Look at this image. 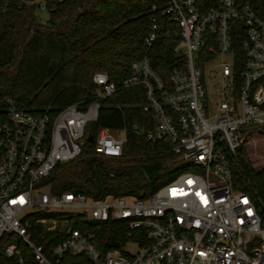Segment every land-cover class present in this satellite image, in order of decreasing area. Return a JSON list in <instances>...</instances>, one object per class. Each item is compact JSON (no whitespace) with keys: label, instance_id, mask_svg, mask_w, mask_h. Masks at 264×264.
<instances>
[{"label":"built area","instance_id":"obj_1","mask_svg":"<svg viewBox=\"0 0 264 264\" xmlns=\"http://www.w3.org/2000/svg\"><path fill=\"white\" fill-rule=\"evenodd\" d=\"M163 14L180 27L167 79L146 54L121 84L96 72L94 98L84 105L35 112L6 99L1 254L18 264H264L258 195L236 186L230 163L245 156L264 128V19L248 0H217L206 11L195 0H172ZM235 22L244 29L241 52L234 46ZM156 29L145 40L148 47ZM214 61L220 62L206 68ZM139 86L146 94L143 111L153 119L134 128L153 144H170L180 173L146 198L56 193L48 178L82 154L90 142L87 125L99 119L105 100L120 88ZM127 141V128L102 127L90 143L97 154L117 157ZM111 223L119 228L102 229ZM50 233L53 241L57 234L64 238L46 249ZM111 242L118 246L106 248Z\"/></svg>","mask_w":264,"mask_h":264},{"label":"trees","instance_id":"obj_2","mask_svg":"<svg viewBox=\"0 0 264 264\" xmlns=\"http://www.w3.org/2000/svg\"><path fill=\"white\" fill-rule=\"evenodd\" d=\"M216 1L195 0L203 11L216 6ZM248 1L264 19V0ZM171 4L172 0H47L50 18L44 24L38 20L36 4L0 0V120L10 112L7 98L35 112L84 105L94 98L96 72L105 71L121 84L131 75L132 63L146 54L167 79L174 65L173 48L179 42L175 32L180 29L171 14H163ZM235 24L239 34L234 36V46L241 52L244 29ZM154 25L156 39L148 47L145 40ZM145 101L140 86L120 88L107 98L99 119L88 124L87 131L97 136L102 127L127 128L122 155H99L94 143L87 142L78 158L59 164L50 175L47 183L53 190H72L97 199L109 194L146 198L173 180L181 169L173 163L171 145L153 144L134 128L153 119L143 111ZM259 134L264 136V128ZM230 163L236 186L258 195L264 216V170H254L243 156L231 158ZM118 224L102 229L114 231ZM63 238L57 234L53 241L50 233L43 243L49 249ZM114 246L118 244L111 242L106 248ZM0 264L18 263L17 258L0 253ZM27 264L34 263L28 260Z\"/></svg>","mask_w":264,"mask_h":264},{"label":"rangeland","instance_id":"obj_3","mask_svg":"<svg viewBox=\"0 0 264 264\" xmlns=\"http://www.w3.org/2000/svg\"><path fill=\"white\" fill-rule=\"evenodd\" d=\"M32 3L36 4V15L38 17V20L44 24H47L50 18V10L47 7V0H35ZM225 60L228 61L229 58H226ZM219 62L220 61H214L212 63H209L206 68H215L219 64ZM216 78L220 79V75H216ZM252 142L247 145V150L245 151L244 157L251 163V166L254 170L260 172L264 170V136H262L261 134H257L253 137ZM48 188L49 186L46 187L45 190H48ZM129 249L134 251L135 246L130 245Z\"/></svg>","mask_w":264,"mask_h":264},{"label":"water","instance_id":"obj_4","mask_svg":"<svg viewBox=\"0 0 264 264\" xmlns=\"http://www.w3.org/2000/svg\"><path fill=\"white\" fill-rule=\"evenodd\" d=\"M26 2H34L35 0H25ZM93 139H94V136H93V134L92 133H90L89 135H88V141H90V142H92L93 141Z\"/></svg>","mask_w":264,"mask_h":264}]
</instances>
